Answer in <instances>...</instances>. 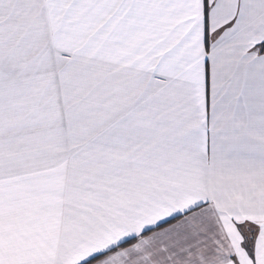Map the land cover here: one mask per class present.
<instances>
[{
	"label": "crops",
	"instance_id": "obj_1",
	"mask_svg": "<svg viewBox=\"0 0 264 264\" xmlns=\"http://www.w3.org/2000/svg\"><path fill=\"white\" fill-rule=\"evenodd\" d=\"M0 264H264V0H0Z\"/></svg>",
	"mask_w": 264,
	"mask_h": 264
},
{
	"label": "rangeland",
	"instance_id": "obj_2",
	"mask_svg": "<svg viewBox=\"0 0 264 264\" xmlns=\"http://www.w3.org/2000/svg\"><path fill=\"white\" fill-rule=\"evenodd\" d=\"M17 21H18V25H19L20 19H18ZM6 29H8V27ZM43 33L44 32H42V33L34 32L33 33L34 38H35V40H34L35 54L37 55V57H39L44 62V63H42V65L44 67V70H51L52 64L48 60V54H49V51H50V49L48 47L49 39L47 37H45V33H44V36L42 37V34ZM43 38H44V40H43ZM15 55H18V52H16ZM28 55L31 56L32 54L31 53L30 54L28 53ZM37 65H39V64H37Z\"/></svg>",
	"mask_w": 264,
	"mask_h": 264
}]
</instances>
